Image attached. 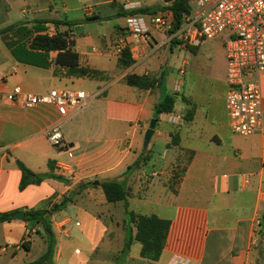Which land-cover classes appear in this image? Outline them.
Segmentation results:
<instances>
[{"label": "crops", "instance_id": "crops-1", "mask_svg": "<svg viewBox=\"0 0 264 264\" xmlns=\"http://www.w3.org/2000/svg\"><path fill=\"white\" fill-rule=\"evenodd\" d=\"M50 1L56 0H0V29L13 24L29 27L37 20L67 21L56 19L52 8L42 5ZM88 7L90 12H85L87 7L82 10L86 20L99 23L93 6ZM45 27L48 37L47 29L53 28L55 35L66 30L51 23ZM94 32L76 24L70 33L74 43L70 49L78 54L81 67L98 72L94 78L70 76L54 64L55 53L49 54L47 68L20 63L0 39V214L22 211L25 218V211L53 208L73 193L72 201L49 217L54 238L51 264H68L58 237L64 239V246L68 241L83 246L84 259L93 264H257L258 232L264 227V73L258 76L262 129L243 137L228 127L220 37L203 41L216 45L207 86L195 80L170 86L165 76L172 42L165 44L162 35L152 34L129 51L132 64L120 68L115 47L125 37L123 25H116L109 34ZM200 45L180 49L194 53L195 58ZM187 64L184 60L181 77ZM130 74L161 83L146 90L130 87L124 81ZM14 86L35 94L68 88L84 92L89 99L86 106L62 119L52 106L24 109L9 103L5 94ZM165 95L173 96L172 111L156 116L154 109ZM153 119V134L144 150V133ZM57 122L63 142L59 148L51 146L46 137ZM158 145L164 147L161 159L175 164L169 168L163 162L164 166L147 175L144 167L154 159L152 151ZM16 161L34 173L60 176L64 181L46 178L39 185L19 190L21 173ZM179 166L181 172L173 181L174 169ZM95 181L123 183L126 199L107 203ZM106 204L111 226L97 212ZM118 204L123 216L116 218L108 210ZM66 209L71 210L74 223L61 215ZM126 211L169 220L157 261L140 257L137 242H132L126 254L121 253ZM36 229L24 220L1 222L0 264L32 262L24 258L37 239L41 256L46 243ZM97 230L99 242L105 241L102 247L94 244ZM28 231L30 235L24 240ZM23 243L29 244L27 250ZM73 246L74 254H80L78 246ZM99 250L104 252L105 261L92 259Z\"/></svg>", "mask_w": 264, "mask_h": 264}, {"label": "built area", "instance_id": "built-area-1", "mask_svg": "<svg viewBox=\"0 0 264 264\" xmlns=\"http://www.w3.org/2000/svg\"><path fill=\"white\" fill-rule=\"evenodd\" d=\"M161 1L163 6L154 13L127 15L125 37L115 47L116 54L125 49L131 51L152 34L162 35L165 44L176 42L184 49L220 37L226 66L224 101L229 130L243 137L260 132L263 111L258 76L264 73V0H187V11L177 27L171 12L165 8L174 0ZM123 8L131 12L139 5L127 2ZM90 11L91 7L85 8V12ZM47 34L53 37L55 31L47 29ZM88 99L84 92L68 88L35 94L14 86L5 94V100L24 109L52 106L62 119L86 106ZM46 137L51 146H62L60 122L47 130ZM29 235L26 232L24 240Z\"/></svg>", "mask_w": 264, "mask_h": 264}, {"label": "trees", "instance_id": "trees-1", "mask_svg": "<svg viewBox=\"0 0 264 264\" xmlns=\"http://www.w3.org/2000/svg\"><path fill=\"white\" fill-rule=\"evenodd\" d=\"M165 8L171 12L175 27H177L181 22L183 13L187 11V0H174ZM136 12L148 13L149 10L140 9L125 12V14H135ZM47 23H51L56 29L64 26L66 30L59 31L53 37H48L44 34L46 30L45 24ZM76 24L78 23L61 20H51L50 22L48 20H37L29 27L22 24H13L0 29V39L8 47L14 59L20 63L47 68L50 65L49 54L55 53L54 64L65 68L70 76L94 78L98 72L81 67L79 65L78 54L70 49L74 44L70 38L71 28ZM172 44H176V42H172ZM132 62L133 60L129 51L125 49L118 58L117 66L126 68ZM124 81L130 87L144 90L152 89L156 84L159 85L161 83L159 80L135 74L127 75ZM173 103V96L165 95L162 101L155 107L154 115L158 116L159 114L170 113ZM16 166L21 173L19 190H24L29 185H39L46 178L64 181L60 176L34 173L20 161H16ZM99 185L102 188L107 203L124 201L127 197V191L123 183L118 181H103ZM72 195L74 194L70 193L66 195L60 204L55 205L53 208L25 211L24 221L32 222L37 227L35 233L43 236L46 243L45 252L28 264H51L54 238L49 217L71 202ZM13 215L14 213L0 214V223L12 220ZM125 215V239L121 253L126 254L132 242H137L140 245V257L150 261H157L168 234L169 220L161 219L155 215H139L131 211H126ZM131 226L134 228V234L132 233ZM258 235L259 242L256 246L257 264H264V227L260 229ZM28 245L27 243H23L26 250L28 249Z\"/></svg>", "mask_w": 264, "mask_h": 264}, {"label": "rangeland", "instance_id": "rangeland-1", "mask_svg": "<svg viewBox=\"0 0 264 264\" xmlns=\"http://www.w3.org/2000/svg\"><path fill=\"white\" fill-rule=\"evenodd\" d=\"M132 3V4H138L140 9H148V13H154L159 8L163 6V3L161 0H56L54 2H43L42 5H45L46 7L52 8V15L56 19H73L72 22H76L78 24H82L86 31L89 33L92 30L95 29V34L98 35L101 34H109L113 27L116 25H123L125 26L126 17L129 14H125L126 11L123 8V4L125 3ZM43 6V7H45ZM93 6V11L98 15L97 19L100 18V22H94L92 20H86L85 15L83 14L82 10L85 7ZM130 12V11H129ZM48 13V12H47ZM66 13V14H65ZM138 13V12H136ZM82 30L79 31L81 33ZM77 36L76 34H74ZM200 50L197 55V57H193L192 52L185 53L184 50L180 49L177 44H172L171 48V54L168 55L167 63H166V76L167 84L170 86H173L175 82L177 81H186L189 80V82H192L195 80L196 83H199L200 86L204 87L207 86V83L209 81L211 71L210 64L211 60L214 59L213 56V46L216 47L215 44L210 43L209 41L200 43ZM176 47V48H174ZM187 61L186 66V72L183 77L179 75L180 70H182L183 67V61ZM169 81V83H168ZM164 147L162 145L154 146L153 148V160L147 164L144 167V170L147 175L150 174V172L154 170H159L163 165V162L167 163V166H171L172 164H175L173 161H164L161 159L162 151ZM147 154V153H144ZM143 162V160H142ZM169 166V168H170ZM169 170L166 169L165 172ZM181 172V167H176L174 169L173 174L175 175L172 180L176 181L177 175ZM163 180V179H161ZM107 204L103 205L102 207H99L98 213H102L101 219L103 221H107L108 224H110L109 216L107 215ZM109 213L114 214V217L119 218L123 216L122 209L120 205H116L115 208L109 207ZM61 212V211H60ZM63 217H70L72 219V223H74V219L71 210L66 209L63 210L61 213ZM120 221V220H119ZM111 226V224H110ZM97 238L95 241V245H99L102 247V245L105 244L104 242H99V231L97 230ZM38 237H36L37 239ZM35 239V237H34ZM57 241L59 243V247L62 248V254L65 255V260L68 264H93L89 262V260H85L84 256L86 254L85 248L83 246H73L71 244V241H68L66 245L64 246V239L62 237H58ZM38 239L36 240V244L30 251V253L24 258L25 261H33L36 259L39 255V243ZM73 247H76L80 250V254H74ZM73 252V253H72ZM104 252L98 251V255H95L92 259L97 261H105L106 256L103 254ZM117 258H121L119 255H116ZM116 264V261H114Z\"/></svg>", "mask_w": 264, "mask_h": 264}, {"label": "water", "instance_id": "water-1", "mask_svg": "<svg viewBox=\"0 0 264 264\" xmlns=\"http://www.w3.org/2000/svg\"><path fill=\"white\" fill-rule=\"evenodd\" d=\"M171 29H173V25L171 26ZM154 124H155V120L153 119V120H151L148 129L144 133V137H143V149L144 150L147 148V145H148V143H149V141L151 139V136L153 134ZM93 184L94 185H98L99 182L95 181ZM13 218L15 220H19V221L24 220V212L19 211V212L14 213Z\"/></svg>", "mask_w": 264, "mask_h": 264}]
</instances>
